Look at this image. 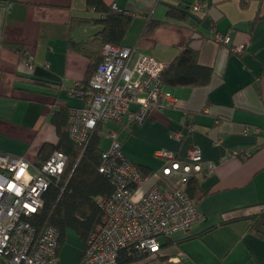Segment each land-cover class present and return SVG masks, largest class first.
Listing matches in <instances>:
<instances>
[{
    "label": "crops",
    "instance_id": "0c3cea01",
    "mask_svg": "<svg viewBox=\"0 0 264 264\" xmlns=\"http://www.w3.org/2000/svg\"><path fill=\"white\" fill-rule=\"evenodd\" d=\"M194 1L203 5L202 12H189L186 20L167 15ZM102 2L130 17L120 45L167 66L189 47L198 64L212 70L206 86L164 85L175 106L151 110L141 125H100L99 149L108 148L109 134L116 131L124 157L147 176L164 166L162 150L185 159L189 149L197 148L203 161L215 164L211 172L194 177L198 190L192 199L203 220L187 232L159 237L156 254L127 264H264V240L249 231L245 220L264 209V0ZM95 17L85 0H0V152L32 164L51 154L59 139L53 113L82 104L67 91L97 63L94 56L70 49L68 40L89 41L102 26L73 23ZM212 32L230 33L232 44L247 46L241 54L231 53L211 40ZM24 51L32 63L21 56ZM175 132L182 135L180 141ZM217 139L220 144L214 145ZM84 247L74 231L68 232L58 263L76 264Z\"/></svg>",
    "mask_w": 264,
    "mask_h": 264
},
{
    "label": "built area",
    "instance_id": "2783aa9c",
    "mask_svg": "<svg viewBox=\"0 0 264 264\" xmlns=\"http://www.w3.org/2000/svg\"><path fill=\"white\" fill-rule=\"evenodd\" d=\"M202 11L200 2L190 5L192 15ZM211 40L235 54L247 46L232 44L230 33L212 32ZM21 56L32 63L25 51ZM99 56L89 80L67 91L82 101L80 106L67 109V136L80 147L87 144L97 125H141L151 110L176 104L163 84L166 64L136 53L133 47L110 43L100 47ZM193 127L192 122L189 130ZM244 130L250 132L248 127ZM173 137L180 141L182 135L175 132ZM109 139L97 170L108 179L112 192L96 201L101 216L85 243L83 264H117L121 251L133 258L156 254L159 237L187 232L202 221L195 201L186 194V184L191 177L215 167L213 162L203 161L197 148L189 149L185 159L162 150L158 155L164 159V166L159 173L147 176L124 157L116 131L110 132ZM219 144L218 139L214 141V145ZM246 156L242 153L239 157ZM66 163L67 157L60 151L36 164L0 152V264H59L58 232L51 225L37 232L30 219L41 209L43 194L59 183ZM163 178L166 187L158 185Z\"/></svg>",
    "mask_w": 264,
    "mask_h": 264
},
{
    "label": "trees",
    "instance_id": "16d2710c",
    "mask_svg": "<svg viewBox=\"0 0 264 264\" xmlns=\"http://www.w3.org/2000/svg\"><path fill=\"white\" fill-rule=\"evenodd\" d=\"M85 5L87 10H92L98 17L88 20H76L73 24L101 25L102 28L89 41L75 43L69 39L68 47L75 52L90 57L94 56L97 60L96 68L100 60V47L104 43L120 45L130 17L111 10L103 4L102 0H85ZM190 5L171 8L167 11V15L170 18L186 20L189 16ZM152 26H154V22L147 25L145 33L150 32ZM94 70L90 67L81 82L86 83ZM211 73V68L198 64L197 53L186 47L169 64L163 74V84L170 87L206 86L210 81ZM54 87L58 88L59 86ZM52 123L59 138L53 146L52 152L60 151L65 154L67 163L59 183L52 185L43 194V205L32 216L30 222L37 232H40L47 225H51L56 229L58 232V253L68 231H74L85 245L89 234L100 220L101 213L96 201L98 198L109 196L112 187L108 179L97 170L101 159V150L98 146L100 125H97L91 132L87 144L80 147L70 141L67 136L66 107L59 108L53 113ZM142 173L147 175L146 172L142 171ZM165 183L163 180L159 182L162 185H166ZM196 190H198L197 181L194 177H191L186 184V194L194 199ZM197 196L198 201V198L200 199L203 195L199 194ZM245 220H249V231L254 232L264 240V209ZM136 259L127 254L126 251H121L117 264H127ZM76 264H83L81 258Z\"/></svg>",
    "mask_w": 264,
    "mask_h": 264
},
{
    "label": "rangeland",
    "instance_id": "374dc122",
    "mask_svg": "<svg viewBox=\"0 0 264 264\" xmlns=\"http://www.w3.org/2000/svg\"><path fill=\"white\" fill-rule=\"evenodd\" d=\"M68 232H71V231H68ZM68 232H67V233H68Z\"/></svg>",
    "mask_w": 264,
    "mask_h": 264
}]
</instances>
